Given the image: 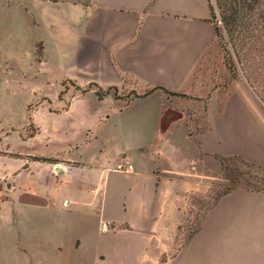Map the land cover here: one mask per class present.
Instances as JSON below:
<instances>
[{"label": "crops", "instance_id": "1", "mask_svg": "<svg viewBox=\"0 0 264 264\" xmlns=\"http://www.w3.org/2000/svg\"><path fill=\"white\" fill-rule=\"evenodd\" d=\"M216 40L208 0H0V108L24 85L63 93L31 110L29 134L0 133V248L36 238L46 264L112 255L118 264H264L262 190L220 195L173 246L185 215L177 206L212 183L192 176L198 146L187 118L165 115L198 97L209 108ZM93 84L113 91L99 98ZM44 117L62 125L43 126ZM13 134L56 135L66 149L18 153ZM125 162L132 168L116 169Z\"/></svg>", "mask_w": 264, "mask_h": 264}, {"label": "rangeland", "instance_id": "2", "mask_svg": "<svg viewBox=\"0 0 264 264\" xmlns=\"http://www.w3.org/2000/svg\"><path fill=\"white\" fill-rule=\"evenodd\" d=\"M208 1L213 8L210 19L220 34L213 51L214 65L209 71L212 74L210 78L214 80L209 108L201 101L205 99L198 97L195 104H175L165 118H176L180 115L187 118L184 122L189 135L198 146V173L192 176L199 180L208 178L212 184L206 194H201L199 189H192L186 203L177 206L184 210L185 215L178 225L174 247L188 239L214 197L229 185L239 183L264 189V38L255 41L246 39L248 43L242 45V52L246 51L247 55H236L231 44L227 42L214 0ZM124 93L130 94L127 91ZM62 95L63 93H56V88L50 85L39 89L24 85L20 91L5 93V100H1L4 104L0 108V133L11 127L24 130L26 126L27 131L24 134H29L34 129L33 123L29 121L31 110L41 102L48 106L51 103L50 98ZM49 108L56 111L52 105ZM53 122L58 126L62 125L61 117H56L54 121H48L45 117L41 119L43 126L49 127ZM205 133L212 135V146L201 144L200 135ZM55 136L47 138V135L41 134L34 139L22 141L13 134L8 143L11 150L22 154L60 155L66 147L61 138ZM205 147L211 148L206 150ZM194 167L195 163L190 165V170L195 171ZM15 239L16 245L11 249L0 248V264L50 262L44 247L36 245L38 239L21 240L18 236ZM2 244L3 238L0 237V245ZM174 254H162L161 259H173ZM119 260V255H112L104 263L92 260L90 264H118Z\"/></svg>", "mask_w": 264, "mask_h": 264}, {"label": "trees", "instance_id": "3", "mask_svg": "<svg viewBox=\"0 0 264 264\" xmlns=\"http://www.w3.org/2000/svg\"><path fill=\"white\" fill-rule=\"evenodd\" d=\"M214 2L219 11L221 25L225 35L227 36V42L231 44L236 55L240 54V56L242 55L241 57L246 56L247 52H242V45L248 43L247 41H249V39L255 41L264 38V0H214ZM208 5L210 10V16H213V8L209 1ZM215 30L216 36L219 37L220 34L218 33L216 25ZM93 85L94 87H96L95 93L99 98H102L103 95L108 93L110 90V88L103 90L96 84ZM87 89L88 88H85L82 91H85ZM147 93L149 92H145L141 95H145ZM135 95L141 96L138 94ZM41 159L51 160L50 158ZM235 187H243L250 190L264 191L263 188L257 186H248L236 183L229 185L224 190H222V192H220L216 197H214V200L220 195L227 193Z\"/></svg>", "mask_w": 264, "mask_h": 264}, {"label": "built area", "instance_id": "4", "mask_svg": "<svg viewBox=\"0 0 264 264\" xmlns=\"http://www.w3.org/2000/svg\"><path fill=\"white\" fill-rule=\"evenodd\" d=\"M131 168H132V165L129 164L128 162H125L124 164H118L116 166V169L123 170V171H127V170H129ZM101 226H102V228H105L106 227V224L105 223H102Z\"/></svg>", "mask_w": 264, "mask_h": 264}]
</instances>
